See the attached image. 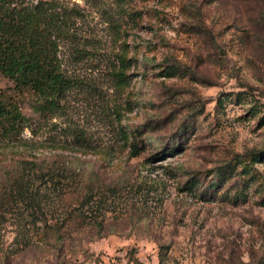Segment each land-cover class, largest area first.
<instances>
[{
	"label": "rangeland",
	"instance_id": "374dc122",
	"mask_svg": "<svg viewBox=\"0 0 264 264\" xmlns=\"http://www.w3.org/2000/svg\"><path fill=\"white\" fill-rule=\"evenodd\" d=\"M34 8L69 82L0 73V264H264V0H0Z\"/></svg>",
	"mask_w": 264,
	"mask_h": 264
},
{
	"label": "trees",
	"instance_id": "16d2710c",
	"mask_svg": "<svg viewBox=\"0 0 264 264\" xmlns=\"http://www.w3.org/2000/svg\"><path fill=\"white\" fill-rule=\"evenodd\" d=\"M50 24L36 8L16 13L11 10L0 12V73L14 80L20 89L50 92L48 102L54 106L69 81L42 57L41 37L37 31L42 27L48 28ZM117 75L120 76L118 71ZM25 119L16 105L0 100V137L14 134ZM132 149V154H137L135 145Z\"/></svg>",
	"mask_w": 264,
	"mask_h": 264
}]
</instances>
